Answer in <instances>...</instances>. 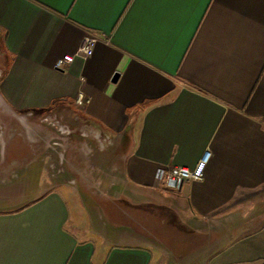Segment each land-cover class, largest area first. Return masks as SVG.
Returning a JSON list of instances; mask_svg holds the SVG:
<instances>
[{"label":"crops","instance_id":"obj_1","mask_svg":"<svg viewBox=\"0 0 264 264\" xmlns=\"http://www.w3.org/2000/svg\"><path fill=\"white\" fill-rule=\"evenodd\" d=\"M0 104V264H264V0H0ZM75 132L99 160L65 183L45 152Z\"/></svg>","mask_w":264,"mask_h":264},{"label":"rangeland","instance_id":"obj_2","mask_svg":"<svg viewBox=\"0 0 264 264\" xmlns=\"http://www.w3.org/2000/svg\"><path fill=\"white\" fill-rule=\"evenodd\" d=\"M8 110L5 108V105H1L0 104V120L1 123L5 122L7 120V118H9L10 116L8 115L9 112H7ZM60 112V111H59ZM63 119L66 122L67 121V115L66 113H63ZM13 122H17V125L19 126V122L15 119L12 120ZM28 123H33L35 124V122H37L35 120V118H30L27 121ZM46 127V126H45ZM49 129H51L49 127ZM63 134L61 132V134H59V138L60 140L63 139L62 137H64V135L66 136V130H62ZM46 132V131H44ZM51 132V130H50ZM56 131H54L55 133ZM75 135V136H74ZM57 136V135H56ZM4 137H0V143H2V140ZM66 140V138H65ZM70 140H72V142L76 141V146H75V152H73V150L69 151L68 149L65 148V150L63 151L62 147L60 146V159L58 157V152L55 150H48L47 152H45V154H47L48 158H47V164H48V170L50 172H52V170H54L56 172V170L59 171L58 173V178L61 182H65L67 183V181L69 180V178H71V176L73 174H76V176L78 178H80L79 176H81V179L83 178V175H85L87 172V170L89 169V166L91 163H93L96 159L99 160L97 157L99 154H97L96 152H90L89 146H93L94 141L93 138H91L90 136H81L79 135L77 132H75L74 134H72L70 136ZM52 142V141H49ZM62 143V142H60ZM96 148V147H95ZM59 161V162H56ZM54 163V164H53ZM58 163V166H57ZM51 165H53L51 167ZM53 168V169H52ZM81 173V174H78ZM3 175V174H2ZM69 184V183H68ZM70 185V184H69ZM72 186V185H71ZM8 189V184L7 185H3L0 184V194L3 195H8L11 194L10 190ZM18 191H20L18 189ZM16 193V191H15ZM24 203V201H22L21 199L19 200H10L8 198H0V208H15L18 207L20 205H22ZM161 218L166 219V217L161 216ZM148 219V218H147ZM146 220V219H145ZM188 224L190 226H194V227H201L202 222H199L198 220H194V219H186ZM145 222V221H144ZM149 222V221H148ZM153 222V221H152ZM146 223V222H145ZM144 226V225H143ZM147 227H145L146 229ZM148 232V230H147ZM146 234H150L149 232ZM212 232H210L209 234H198L195 232H190V231H183V237H185L187 239L186 243H187V249L190 251L191 248H194L196 246H199L201 244H206L208 242V240L210 238H212ZM183 239V238H182ZM176 261V260H175ZM162 264H173L174 259H163ZM197 264H204L202 262H198Z\"/></svg>","mask_w":264,"mask_h":264},{"label":"built area","instance_id":"obj_3","mask_svg":"<svg viewBox=\"0 0 264 264\" xmlns=\"http://www.w3.org/2000/svg\"><path fill=\"white\" fill-rule=\"evenodd\" d=\"M95 42V37H83L75 52L64 54L56 59L54 68L64 69L70 65L76 57L87 59L93 52ZM82 101L86 102L87 99L79 96L75 102L81 103ZM209 158L210 151L205 150L193 166H178L170 169L158 168L155 172V177L162 183L165 189L177 190L181 188L185 182L200 180Z\"/></svg>","mask_w":264,"mask_h":264}]
</instances>
